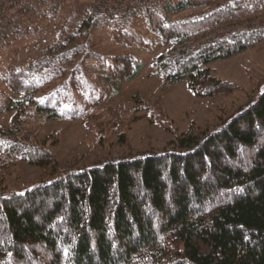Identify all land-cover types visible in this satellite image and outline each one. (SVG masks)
Segmentation results:
<instances>
[{"label": "trees", "instance_id": "trees-1", "mask_svg": "<svg viewBox=\"0 0 264 264\" xmlns=\"http://www.w3.org/2000/svg\"><path fill=\"white\" fill-rule=\"evenodd\" d=\"M64 3L0 1V52L40 29L29 13L60 19L40 56L2 71L0 114L11 112L12 123L0 131V163L13 157L56 171L47 145L57 136L25 138L27 121L82 119L90 128L89 114L142 72L136 56L94 48L100 26L117 42L146 46L135 25L144 18L166 47L157 74L200 97L245 91L208 64L264 41V22L251 21L264 0H149L66 13ZM197 7L212 10L169 16ZM244 106L216 131L193 121L180 135L165 112L151 116L177 135L172 150L0 191V264H264V89Z\"/></svg>", "mask_w": 264, "mask_h": 264}, {"label": "rangeland", "instance_id": "rangeland-1", "mask_svg": "<svg viewBox=\"0 0 264 264\" xmlns=\"http://www.w3.org/2000/svg\"><path fill=\"white\" fill-rule=\"evenodd\" d=\"M102 1L64 0L63 11L101 5ZM208 10L212 7L189 8L169 13V16L175 19ZM29 16L30 22L39 25L40 29L27 37L13 39L12 44L0 52V90L6 89L2 71L10 66L25 65L40 56L58 32L59 18H45L34 13H29ZM255 16L251 21L264 22V10ZM135 25L147 36L146 46L117 42L105 26L93 31V44L103 53L131 54L139 58L145 67L138 77L123 84L116 96L96 107L95 114H89L92 117L90 128H86L82 119H47L40 115L30 118L22 131L24 137L43 142L46 137L57 136L55 144L47 147L54 153L58 169L53 171L9 157L0 163V191H23L70 173L102 167L108 162L172 150L178 143L177 135L152 123L149 120L151 116L159 117L165 112L179 135L188 131L193 121L200 127L216 131L239 113L242 106L247 107L254 102L264 89V41L208 64L218 76L239 83L245 91H237L230 96L200 97L189 90L186 82L170 83L157 74L155 57L166 47L160 45L158 34L149 31L144 18H138ZM11 123V112L0 114V131ZM124 133L125 141L121 139Z\"/></svg>", "mask_w": 264, "mask_h": 264}, {"label": "built area", "instance_id": "built-area-1", "mask_svg": "<svg viewBox=\"0 0 264 264\" xmlns=\"http://www.w3.org/2000/svg\"><path fill=\"white\" fill-rule=\"evenodd\" d=\"M0 1H7V0H0ZM147 4L149 0H103L102 6H116L118 9L123 10H131L139 3ZM99 13V9H95V15Z\"/></svg>", "mask_w": 264, "mask_h": 264}]
</instances>
